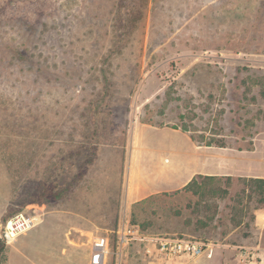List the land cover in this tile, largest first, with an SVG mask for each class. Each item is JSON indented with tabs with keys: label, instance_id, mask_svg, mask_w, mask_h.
<instances>
[{
	"label": "rangeland",
	"instance_id": "obj_1",
	"mask_svg": "<svg viewBox=\"0 0 264 264\" xmlns=\"http://www.w3.org/2000/svg\"><path fill=\"white\" fill-rule=\"evenodd\" d=\"M258 133L246 163L264 175V0H0V229L33 204L76 208L108 236L103 264H167L157 240L199 241L202 214L178 193L129 209L131 162L176 187L209 160L189 137L241 148ZM236 195L216 238L243 223L253 240L255 197ZM124 218L142 235L122 250Z\"/></svg>",
	"mask_w": 264,
	"mask_h": 264
},
{
	"label": "crops",
	"instance_id": "obj_2",
	"mask_svg": "<svg viewBox=\"0 0 264 264\" xmlns=\"http://www.w3.org/2000/svg\"><path fill=\"white\" fill-rule=\"evenodd\" d=\"M260 134L255 135L251 145L241 148L233 145L207 146L189 137L193 146V153H204L209 160L201 162L200 165L192 169L181 182L175 184L176 187L172 186L174 184L172 175L167 176L165 173L164 178L156 177L155 174L147 176L149 173L142 174L136 166L133 170L134 162H131V170L129 173L127 172L129 192H125L129 209H131V205L137 206L150 199L168 197L171 196V193L183 195L185 197L183 198L185 200L184 207L191 210L192 213L202 214L197 220H192L191 225L196 226L198 224L199 229L203 232L199 236V241L208 246L203 253L207 259H215L216 263L220 264H264L261 253L255 256L256 260L246 256L249 251L264 249V207L259 206L257 202L255 203L258 207L255 208V216L252 219V229L256 233L255 238H252L253 240L236 234L243 223L232 226V230L220 234L216 238V231L220 228L216 226L219 223L218 219L227 218L228 213L232 211L231 197L242 193L244 188L242 179H264L263 174L254 173L251 164L246 163L247 159L251 158L255 152V140ZM199 176L214 177L220 182H225L227 178H230L231 185L226 197L199 201L196 196L183 190L193 178ZM138 181L139 183H137ZM141 181L152 189H146L142 193ZM211 206L215 207L210 210ZM29 207L27 208L28 212L38 215L40 219L32 230L16 238L12 244L5 245L4 264H91L92 242L97 236H104V234H98L94 229L98 225L90 216L79 212L76 208L60 206L49 208L47 203L33 204ZM259 213H261L260 216ZM118 222V228L131 226L141 233L139 224L135 223L136 221H133L134 224H130L129 219L124 218ZM99 226L106 228L109 224L101 223ZM164 232L171 231L164 230ZM187 234L190 235L191 233L187 232ZM180 259L183 257L172 258L167 264H175Z\"/></svg>",
	"mask_w": 264,
	"mask_h": 264
},
{
	"label": "built area",
	"instance_id": "obj_3",
	"mask_svg": "<svg viewBox=\"0 0 264 264\" xmlns=\"http://www.w3.org/2000/svg\"><path fill=\"white\" fill-rule=\"evenodd\" d=\"M40 217L26 211L18 212L9 217L0 229V239L5 245L12 244L16 238L32 230L38 223ZM117 243L123 250L131 241L141 239V233L133 227H121L115 232ZM108 236H97L92 242L91 264H103L108 252ZM208 246L200 241L185 238L163 237L157 240V253L164 259L180 256L198 257L202 255ZM121 250V252H122ZM261 253L264 261V249L249 251L246 256L256 260V255Z\"/></svg>",
	"mask_w": 264,
	"mask_h": 264
},
{
	"label": "trees",
	"instance_id": "obj_4",
	"mask_svg": "<svg viewBox=\"0 0 264 264\" xmlns=\"http://www.w3.org/2000/svg\"><path fill=\"white\" fill-rule=\"evenodd\" d=\"M183 132H186V129H182ZM192 140H194L191 137ZM195 141V140H194ZM207 146L213 145L211 143L206 144ZM218 146H224L223 144H215ZM96 147V146H93ZM95 149L93 148L92 152L95 153ZM92 158L88 160L91 162ZM242 184L244 188L242 189V193H250L249 197H255V201L261 207H264V179L261 178H244L242 179ZM231 185V179L227 178L225 182H220V180L214 177H197L193 178L184 188L183 190L186 192H190L193 196H196L199 201L207 200V199H219L225 198L228 194V189ZM62 193L53 194L50 197L51 200L58 199ZM50 200L49 197L46 198ZM197 205V204H196ZM189 207V205H188ZM215 206H211L210 210H212ZM6 246L4 242L0 239V264H4V253Z\"/></svg>",
	"mask_w": 264,
	"mask_h": 264
}]
</instances>
